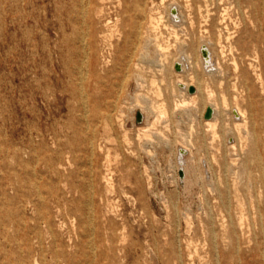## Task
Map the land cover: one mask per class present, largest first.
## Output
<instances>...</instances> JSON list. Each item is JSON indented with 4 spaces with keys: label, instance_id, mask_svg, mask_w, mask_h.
Here are the masks:
<instances>
[{
    "label": "rangeland",
    "instance_id": "374dc122",
    "mask_svg": "<svg viewBox=\"0 0 264 264\" xmlns=\"http://www.w3.org/2000/svg\"><path fill=\"white\" fill-rule=\"evenodd\" d=\"M147 1L155 17L166 16L171 3L179 6L185 18L195 15V46L215 37V30L203 21L204 11L189 15L195 11L189 3L204 4L206 0ZM121 2L104 0V15L116 17L123 8ZM100 3L0 0V264H215L211 222L217 228L220 250L227 253L225 263L236 264L239 255L222 244L218 227L225 208L213 189L223 187L222 162L228 135L223 125L227 122L223 108L217 105L219 135L211 145V132L204 126L203 114L213 100H207L203 107L200 103L185 107L189 112L178 117L169 110L171 119L157 121L152 114L144 119L135 103L136 95L160 102L162 95L157 96L156 84L161 86L168 106L182 97L176 85L178 73L170 65L178 56L179 39L185 38L189 27H176L179 39L168 26L155 29L162 32L160 39L169 45L163 81L157 63L161 56L154 51L149 55L155 62L142 60L128 74L122 67L110 76L112 61L123 49L128 27L102 40V35L110 31L104 23L97 22ZM229 11L233 18L239 17L236 6H230ZM91 40L93 45L89 47ZM101 48L112 61L103 63ZM88 67L97 69V74H88ZM137 72L144 75L141 86ZM153 78L155 84L151 83ZM180 78L189 80L187 69ZM200 78L203 92L199 95L206 98L207 81L217 103L222 97L230 103L226 79L219 83L218 75L210 77L206 72H200ZM115 82L118 86L114 88ZM191 85L196 91V82ZM106 112L113 114L111 121L103 117ZM120 122L131 137V151L123 148ZM106 123L111 126L108 131ZM145 126L149 128V135H144L148 137L147 147L138 143L136 135L137 128ZM119 142L122 145L117 154ZM181 146L187 148L185 158L191 166L188 180L177 160V148ZM91 148L95 150L94 157ZM54 150L59 158L52 163L49 157L55 154ZM108 161L113 186L106 191L100 180ZM141 161L146 168L141 169L143 195L132 182ZM195 168L200 171L199 180L192 175ZM93 170L96 186L106 197L103 203L108 215L115 220V228L107 230L109 234L114 231V241L103 240L109 246H101L99 239L92 238L100 251L88 247L89 237L81 241L71 231L72 218L64 203V190L73 183L88 184ZM52 182L57 201L50 195ZM52 230L58 234L56 243ZM82 242L86 247L80 251L77 246Z\"/></svg>",
    "mask_w": 264,
    "mask_h": 264
},
{
    "label": "bare ground",
    "instance_id": "6f19581e",
    "mask_svg": "<svg viewBox=\"0 0 264 264\" xmlns=\"http://www.w3.org/2000/svg\"><path fill=\"white\" fill-rule=\"evenodd\" d=\"M100 2L96 9L97 22L104 23V26H107L110 31L108 34L102 35V40L106 41L114 33H120L121 28L128 27L123 49L121 47L120 55L117 58L112 61L109 55L104 53V48H101L103 63L113 62L110 76L122 67H124L125 74H128L131 68L136 67L142 60L155 62L149 54L159 52L161 58L157 63L158 70L162 74L160 81H163L165 79L166 49L169 45H165L160 39L162 38V32L155 31V29L159 25L168 26L174 36L179 39L176 27L185 24L189 27V30H186L185 38L179 39L178 56L170 65V69L173 66L178 73L176 85L179 86L178 92L182 97L175 98L172 105L168 106L161 86L156 84L155 92L157 96L162 95L160 102L148 101L144 97L140 99V96L136 95L135 103L140 106L142 114L144 113V119H148L149 114H152L157 121L166 117L171 119L169 110L172 111L175 117H178L189 112L184 110L185 107L192 108L198 103L203 107L207 100H213V103L210 104L213 108V115L211 118H204L203 122L207 130L211 132V145L219 135L217 130V105L219 104L223 108L227 120L223 125L226 128V134L228 133L225 159L222 162L223 187L222 189L213 188L214 191H217L218 197L222 198V205L225 208L224 219L218 227L221 230L220 237L223 241V247H228L239 255L236 264H264V0H212L210 2L206 0L204 4L201 1L189 3V6L193 5L195 8V11H191L189 15L196 14L195 12L202 14L204 11L205 14L201 15L203 21L215 30L214 38L204 39L205 41H201L198 46H195L194 43L197 38L196 16L191 15L188 19L185 18L184 14L179 11V6L175 3L170 4L166 16L160 14L155 17L151 12L153 8L148 6L147 0H132L131 3L119 0L123 8L116 14V17H111L104 15L105 3L104 0H100ZM232 5L236 6L239 12V17L236 19L232 17L229 11ZM173 6L175 7L172 8ZM203 6L205 7L204 10L202 9ZM164 18L167 20H164ZM92 43L93 40L90 41L89 47H92ZM108 44H111V42L109 41ZM203 49H205L206 55L203 54ZM94 52H92L93 56ZM93 62L98 63L97 59ZM176 64L179 65V70L176 69ZM185 69L188 70V81L180 78V73ZM200 72H206L210 77L215 74L218 75L219 83L226 79V89L230 91L231 95L230 103L226 102L225 97L220 98V102L217 103L213 89L208 86L207 81H204L206 82V98L204 95H199L201 91L203 92L200 84ZM88 74L96 75L97 69L91 70L88 67ZM136 76L139 81L138 84L141 86L144 75L137 72ZM155 81V78H153L151 83L155 84ZM99 82L100 86H104L102 80H99ZM193 82L197 84L196 91H187ZM117 86L118 83L115 82L112 87ZM69 88L74 89L71 86ZM175 91L176 89L172 86L171 92L174 93ZM197 97H199V100H197ZM226 105H228V108L225 107ZM113 106H117V103H113ZM120 111L122 110L120 109ZM202 112L203 109L201 108L200 114ZM103 117L111 121L113 114L106 112L103 113ZM147 124H153V122H147ZM119 127L122 131L123 148L131 151L130 143L132 140L127 128L122 122L119 123ZM105 128L108 131L111 126L106 123ZM148 129L147 126L137 128L138 143H141L144 147H147L148 143L145 141L148 137H144V135H149ZM183 142L188 145L187 140ZM121 145L122 143L119 142L115 148L117 154ZM177 149L178 163L184 168L185 178L188 180L191 175H189L191 171L188 167L191 166L185 158L187 148L181 146ZM53 152L55 154H51V157H49L52 163L59 158L58 151L54 150ZM91 154L93 157L96 155L93 148H91ZM109 154L107 148L106 158ZM140 165V168L133 174L134 179L132 182L139 193L143 195V171L141 169L144 168L145 170L146 168L142 161ZM129 166H131L130 162ZM105 167L106 169L100 181L103 182L107 191L111 190L113 186L109 161ZM192 175H194L195 180L201 178L200 171L197 168L192 170ZM95 181L93 170L92 179L88 184H84V181L70 184L64 190V203L66 204L67 213L72 218L71 231L81 241L84 237H89L88 247L93 251H100L98 243L93 242L92 238L99 239L101 246L105 244L103 240L104 242L105 240L108 242L114 241V231L109 234L107 230L115 228V220L108 215V210L105 203H103L106 197L103 191L96 186ZM54 189L56 187L52 182L50 195L54 201H57ZM210 232L213 260L215 264H226L227 253L220 250L221 245L218 241L217 228L212 222ZM52 237L53 242L56 243L58 234L53 230ZM251 242L253 244L249 246ZM107 245L109 246V244H105V246ZM77 247L78 250L82 251L85 249L86 243L82 242ZM193 247L196 246L193 245ZM257 254L260 255L259 258L256 257Z\"/></svg>",
    "mask_w": 264,
    "mask_h": 264
},
{
    "label": "water",
    "instance_id": "95a60500",
    "mask_svg": "<svg viewBox=\"0 0 264 264\" xmlns=\"http://www.w3.org/2000/svg\"><path fill=\"white\" fill-rule=\"evenodd\" d=\"M203 54L206 55L205 49H203ZM175 67H176L177 70L180 69L178 64H176ZM188 90H189V92H194L195 91V88L192 85H190L189 88H188ZM212 115H213V108L211 106H207L206 109H205V112L203 114L204 118L205 119L211 118ZM137 119L138 120L141 119V112H138L137 113Z\"/></svg>",
    "mask_w": 264,
    "mask_h": 264
}]
</instances>
